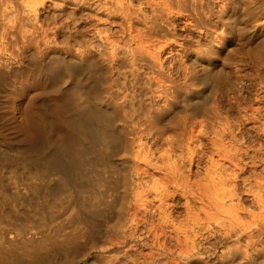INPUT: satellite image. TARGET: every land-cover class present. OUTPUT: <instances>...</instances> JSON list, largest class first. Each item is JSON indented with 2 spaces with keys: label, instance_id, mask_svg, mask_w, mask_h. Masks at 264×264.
I'll return each mask as SVG.
<instances>
[{
  "label": "bare ground",
  "instance_id": "6f19581e",
  "mask_svg": "<svg viewBox=\"0 0 264 264\" xmlns=\"http://www.w3.org/2000/svg\"><path fill=\"white\" fill-rule=\"evenodd\" d=\"M20 1L23 14L34 12L35 22L33 8L40 2ZM53 5L56 14L66 5L81 12L101 46L83 43L73 52L77 58L59 52L47 61L34 29L27 28L23 64L40 78L66 72L67 83L51 91L66 99L52 118L46 93H39L34 132L7 138L13 156L0 153V264H66L87 247L106 264H185L200 258L203 241L215 232L248 239L261 230L264 176L241 174L264 160V145H243L239 132L246 122L264 130V0H53ZM6 13L3 8L1 26ZM65 46L73 55V47ZM217 56H237L225 80L218 66L228 63ZM93 59L108 71L94 72ZM248 63L257 83L251 98L239 85ZM17 65L6 61L1 94ZM51 122L62 131L61 149L47 141ZM107 167L115 175L106 174ZM108 178L121 187L113 196ZM242 194L254 200L255 209L241 206ZM69 206L68 216L56 223ZM107 208L114 223L104 237ZM239 243L227 246L230 253L241 252Z\"/></svg>",
  "mask_w": 264,
  "mask_h": 264
},
{
  "label": "rangeland",
  "instance_id": "374dc122",
  "mask_svg": "<svg viewBox=\"0 0 264 264\" xmlns=\"http://www.w3.org/2000/svg\"><path fill=\"white\" fill-rule=\"evenodd\" d=\"M25 1H27L29 3L34 1L33 4H35L36 1L40 2V3L42 2V0L41 1L40 0H25ZM40 3L38 5L36 4L37 7H35V5L30 6V4H29V6L31 8L33 6L35 7V8H33L34 9L33 11H35V9H36V11H35L36 12V19H35V22H33L34 19L32 18V16L30 17V15L34 14V12L31 13L29 11H25V13L23 14L24 10H22L23 9L22 1H20V0H0V47H1L0 48V74L5 70V65H6V61L7 60H11L12 59V62H14L15 64H18L17 65L18 67H16V70H15V74L10 76L8 79H6V82H7V89L6 90L7 91H5L2 94L0 93V125L2 126V127L0 126L1 127L0 134H1V137H2L0 142L3 141V143H0V153H3L4 155L13 156L12 155L13 152L16 154L15 147L13 145H10V144L6 143L8 141L7 138L12 139V138H15L17 136L20 137V138L27 137V136L31 135L34 132V129L37 127V120H36V117H35V107H36V96L39 93H42V92L46 93L44 95L45 96L44 100H45L46 104L49 107L48 111L51 112L50 115H52L51 116L52 118L59 111V109L61 108L62 104H64L63 100L66 99L65 98L66 96H61V97L54 96V94H52L51 91L56 89L59 86H64L67 83L66 82V81H68L67 73L66 72H62V73H60L61 75L60 74L59 75H51V76L47 75L44 78H40L38 76V73L35 72L36 73L35 74L34 71H32L30 66L23 64L24 63L23 60L25 59L24 58L25 55L28 56V54L23 53L24 50L21 51V49H24L23 48L24 47L23 46L24 45L23 44L24 41H22L23 38H25L24 40H27L28 38H30L29 34L33 33L32 30L34 29V33L36 35L35 36V40L36 41L38 40L37 41V44H38L37 45V49H39V51H40V52L39 51L38 52H39V54L41 53L40 54L41 56H42V54H44L42 56V59L45 58V60H47V61L52 59L55 56H58L59 52H60L61 55H63V57L66 56L65 57L66 59L71 60L72 59L71 56L75 57L73 52H75L78 49V47L84 46L87 43L88 44H93V45H95L97 47L101 46L100 45L101 44L100 39L94 33L96 29L93 28V25L87 23V21L85 20V18L82 15L81 12L77 11L76 12L77 14H76L75 11H73V7H71L69 5L68 6L66 5V6H64V8L60 12V14H56L57 12H55L56 9H54L53 0H43V2L41 4ZM19 4H20V7H19ZM3 8H5V10H7V13H6L7 15L4 18L5 19V25L1 26V16H2ZM18 10H20V14H18L19 13ZM21 11H22V13H21ZM71 11L73 13V16H72V13L70 15ZM28 13H29V15H27ZM22 14H23V16H20ZM18 15H19L20 18L18 17ZM76 15H77V17H76ZM27 17H28V19H27ZM30 18L32 20L31 21L32 24L30 23V20H29ZM72 18L73 19L75 18V20H73ZM20 19L22 21L23 20L28 21L30 24L28 22L25 23L23 21V23H25L23 25L22 21ZM18 20L21 21V24H20V22L18 23ZM7 21H9V22H7ZM19 24H20V26H19ZM35 25L38 26V27H36ZM57 25H59V26H57ZM18 27L19 28L22 27V28H20L22 31ZM23 28L24 29L26 28V30L24 31ZM27 28L30 31L27 30ZM35 28H37V29H35ZM99 28H101V27L99 26ZM80 30H81V32H80ZM38 31H39V33H38ZM40 31H41V34H40ZM73 31H74V33H73ZM111 31H112V29H111ZM22 32H23V35H21V37H20V34H22ZM68 32H69V34H68ZM25 33L27 34L26 37H25ZM80 33H82V35ZM91 33H93V34H91ZM79 34H80L81 37L78 36ZM42 35H45V37L42 36ZM30 36H33V34H31ZM40 36H42L43 38L40 37ZM84 38H86V39H84ZM88 38L90 40H88ZM43 39H44V41H42ZM46 39H48L47 41H49V42H47ZM54 40H55V42H54ZM84 40L86 41V43H85ZM80 41H81V43H80ZM57 43H59V44H57ZM83 43H84V45H83ZM45 44L47 46H49V45L50 46L47 47ZM65 44H70L71 47H73L72 48V54L73 55H70L69 53L65 52L66 51L65 47L67 46V45L65 46ZM42 45H44L45 47L42 46ZM40 46H42V47H40ZM45 48H48L50 51L48 49H45ZM60 49H61V51H60ZM62 49H64V50L62 51ZM41 51H44V52H41ZM23 54H25V55L22 56ZM19 55H21V56H19ZM178 57L170 56L169 60H171V61H181L182 58H183V60L185 58V56H183V57L180 56L179 58ZM221 57L222 56H217V59L218 60H222L223 63L226 62V63L229 64V65L227 64L229 67L227 65H225V64L222 65V66H218L219 69L221 67L224 70L223 71L222 69H220L221 70V78H222V74H224L223 78L225 80L227 78V75H228V71H229L228 68H231L232 66L235 65V63L232 64V62H230V61L233 60L232 58L237 57V56H229V59H227L228 56H223L222 58ZM75 58H77V56ZM250 58H251V56H250ZM173 59H175V60H173ZM93 61H91V63H93L94 66H93V64H91V67H92V69L94 68L93 70L96 73H98V72L102 73L104 71L103 74H105L107 68L109 69V67H106V68H104L105 66L101 67L102 66L101 63L97 62L96 60L93 59ZM22 65H24L26 67H24ZM199 66L200 65L198 64V67ZM201 66H202V64H201ZM251 66H253V64H250V63L246 64V66L244 65V68L242 66V73L245 74V77H243L242 80L239 82V85H240V87H242V90H243L242 94L245 93L244 96H246V97L249 96L250 98L253 96L254 90L257 87V83H256V80L254 79L255 77L253 75L254 74L253 73L254 70L252 69V71H251ZM103 68L106 69V70H104ZM226 69L228 70L227 72H226ZM243 69H244L245 72L243 71ZM247 71L250 74L252 72V76L251 77L253 79L250 77V75H249V73ZM226 73H227V75H225ZM247 74H248V76H247ZM221 80H223V79H221ZM249 80H250V82H249ZM207 81L209 82L210 80H207ZM251 81L252 82L255 81V82L252 83ZM2 83L3 82L0 81V86L2 85ZM255 85H256V87H255ZM1 87H0V89H1ZM206 91H207V89L203 91V94L207 93ZM249 92L251 94H249ZM226 102H228V101H226ZM232 114H236V111L233 110ZM243 124H242L241 127L244 130L242 129L241 132H239V137L241 136L242 138L241 137H240V139L238 138L240 143H242L243 145L245 143L247 145H249L251 143H252V145H257V143L260 141L264 145V130L262 129V126L259 127L260 126L259 123L257 125V123L254 124L252 122H248V123L246 122V123H243ZM249 125H251V127H248ZM252 125H254V126L252 127ZM255 125H257V127H255ZM260 130L263 132V134H262V132ZM62 137H63V134H62L61 129L54 122H51L49 124L48 132H47V141H48V143L51 146H53V147H57V148L61 149V148H63ZM243 138H245V139L241 140ZM246 140H247V142H246ZM243 141H244V143H243ZM6 149H13V151L9 150L7 152ZM263 151H264V149H263ZM262 155L264 157V153L263 152H262ZM116 156H117V158H119L118 155H116ZM260 167H261V169H260ZM248 168L249 169L251 168V171ZM255 168H257L256 170H258V171L253 170ZM107 169H108V167H107ZM110 169H108L106 174L109 175V173L111 171H113V168L111 170ZM247 170H248V173L249 172L252 173V171L254 173H252V174L249 173L248 174ZM263 170H264V160H262L260 163L255 164L254 166L253 165L248 166L245 169L246 172L244 171L241 175H243V176L246 175L247 176V174H248V177L252 178V175L259 174L262 177V176H264V173H262ZM101 172H103L102 169H101ZM259 172H261L262 174L259 173ZM111 174L115 175V173L113 174V172H111ZM24 175H26V173H24ZM263 179H264V177H263ZM108 180H109V184L112 185V187H111V185H108L109 186V190L111 191V192L108 191L109 195L112 194V196H113V193L116 194L117 191L119 193L121 191V187H119L120 184L118 185V182H117L116 183L118 185L117 186L114 182L112 183V181H113L112 178L111 179L108 178ZM240 182H242V181H238V184H240V185H238V187L240 188L239 190H243L244 187L242 188V186H241L243 183H240ZM99 185H96V188L101 189L102 185L101 184H99ZM20 187L22 188V190H24L26 185L25 184L24 185L20 184ZM10 189L13 190V188H10ZM108 198H109V196H108ZM240 201H241V206L244 207L245 209L251 210V209H253V207H254V209L256 207V206H254V203H255L254 200L251 199V197L249 195H247V194L246 195L242 194ZM252 202H253V205H252ZM70 211H71V206L67 207V209L63 213V216L61 215L62 217H60V216L57 217L55 219V221L57 219L62 221L63 217H67L68 213ZM106 211H107L106 212V218H105V221H104L105 223L104 222L102 223V225H103L102 226V230H103L102 234L103 235L105 234L104 237H106L108 235V233L110 232V229L112 228L111 225H113V223H114V219L112 218L113 217L112 208L111 209L107 208ZM57 221H56V223H58ZM66 221H68V220H66ZM262 221H264V220H262ZM68 223H69V221H68ZM262 223H263L262 226H264V222H262ZM66 224H67V222H66ZM69 225H71V224L69 223ZM257 231L258 230H254L253 231L254 234H252L253 237L248 238V239H247V234H242L239 237L236 236V237H233V238H224L222 236V234L218 235L219 232H215L213 237H209V238H207V239H205L203 241L202 245L204 244V246L201 245L202 247H201L200 252H199L200 258L196 259L195 260L196 262L195 261L190 262V263L187 262L185 264H260V263L264 264V262H263V260H264V253H263L264 252V233H263L264 232V227L261 228V230H259L258 232ZM255 233H260V234H256L255 235ZM216 234H217V236H215ZM214 237H216V238H214ZM245 238L248 241H246ZM236 239H237L238 242H240V243L242 242L243 244L241 243L242 244L241 245L239 243L241 245V248H240L241 252L234 251L233 254H235V255H233L232 253H230V250L228 249V247L230 246L229 244L232 245V243L233 244L234 243H238L237 241H235ZM239 239H240V241H239ZM251 239L253 240L252 242H250ZM244 241L246 243H248V245ZM210 242H212V243H210ZM226 243H227V245H226ZM249 243H251V244H249ZM214 244H215V246H214ZM211 246H213V247H211ZM242 246H244L243 249H242ZM251 246L254 247V248H252ZM225 247H227V248H225ZM258 247H260V249ZM255 249H256V251H255ZM221 250H223L225 252H223ZM257 250H258V252H257ZM259 252H261V253H259ZM131 253L135 254V252H131ZM257 253H259V254H257ZM97 254L98 253L96 252V249L94 247H87V248H84L83 250L79 251L78 253H76L75 257L73 259L69 260L68 263H66V264H106L107 263L106 260L104 258L98 256ZM227 254H230V256L227 255ZM243 254H244V257H242ZM256 254L260 258H263L262 261L259 259V257H257ZM222 255H224V257ZM237 255L238 256L241 255L240 256L241 258L240 257L238 258ZM261 255H262V257H261ZM232 256H233V258H232ZM125 259H126L125 256H119V260L120 261H123Z\"/></svg>",
  "mask_w": 264,
  "mask_h": 264
}]
</instances>
